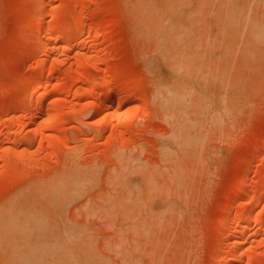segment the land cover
Here are the masks:
<instances>
[{"label": "rangeland", "instance_id": "1", "mask_svg": "<svg viewBox=\"0 0 264 264\" xmlns=\"http://www.w3.org/2000/svg\"><path fill=\"white\" fill-rule=\"evenodd\" d=\"M0 264H264V0H0Z\"/></svg>", "mask_w": 264, "mask_h": 264}, {"label": "bare ground", "instance_id": "2", "mask_svg": "<svg viewBox=\"0 0 264 264\" xmlns=\"http://www.w3.org/2000/svg\"><path fill=\"white\" fill-rule=\"evenodd\" d=\"M44 44H45V43H44ZM43 46H44V45H43ZM92 88H93V87H92ZM90 89H91V87H90ZM93 89H94V90H93ZM93 89H91V90L96 92L95 89H97V88H93ZM91 90H90V92H91ZM38 92H39V88H36V89H35V95H36V96H37V93H38ZM90 92H89V94L92 95V93H90ZM97 92H98V91H97ZM100 92H101V91H100ZM100 92H99V94H101V93L103 94V92H101V93H100ZM113 92H114V91H113ZM111 93H112V92H111ZM97 94H98V93H97ZM109 94H110V93H109ZM91 95H90V96H91ZM105 95H107V94H105V92H104V95H100L101 99H100V100L98 99V101H103V103H104L105 100H108V99L111 100V99H110V97H111L110 95H109V96H106V98L104 97ZM111 95L113 96V93H112ZM93 96H95V93H94ZM102 96H103V97H102ZM91 97H92V96H91ZM96 97H97V96H96ZM96 97H94V98L92 97V98H93L92 100L95 101V100H96ZM111 98H112V97H111ZM90 100H91V99H90ZM96 101H97V100H96ZM117 101H120V100L118 99ZM106 102H108V101H106ZM106 102H105V103H106ZM111 102H112V101H111ZM99 103H100V102H99ZM105 103H104V104H105ZM112 103H113V102H112ZM120 103H121V101H120ZM109 104H110V103H109ZM101 105H102V104H101ZM105 105H106V104H105ZM109 106H111V105H109ZM106 107H108V105H107ZM109 114H111V112L108 113V114H106V115H107L106 118H108V115H109ZM112 114H113V113H112ZM106 115H105V116H106ZM117 115L120 116L121 114L117 113ZM113 116H114V115H113ZM118 116H117V118H118ZM121 116H122V115H121ZM128 116H129V115H128ZM109 117H110V115H109ZM100 118H101V117H100ZM102 118H104V116H102ZM102 118H101V120H102ZM106 118H105V121L103 120L104 122L109 121V119H106ZM110 118H111V117H110ZM118 119L120 120V117H119ZM121 119H122V118H121ZM111 128H112V126H111ZM112 129H113V128H112ZM11 154H12V153H11ZM256 217H257V218H256ZM256 217H255V218H254V217H250V218L248 219V223L251 224V222H254L255 220L261 218L262 216H261V217L259 216V218H258V216H256ZM241 221H242V220H241ZM239 222H240V221H239ZM242 222H243V221H242ZM240 223H241V222H240ZM240 223H237V225L239 224L238 226H240V225L242 224V223H241V224H240ZM243 223H244V222H243ZM246 223H247V221H246ZM242 225H244V224H242ZM242 225H241V226H242ZM242 231H243V230H242ZM242 231L240 232L241 234H243ZM243 232H245V231H243ZM240 233H239V234H240ZM241 234L236 236V243H235V245L237 244V245H238L237 247H240V249L243 250L242 248H244L243 245L245 244V238L247 239V237L244 238L243 235H241ZM244 236H245V233H244ZM246 242H247V240H246ZM241 246H243V247H241ZM244 251H245V250H244ZM244 251H243V252H244Z\"/></svg>", "mask_w": 264, "mask_h": 264}]
</instances>
